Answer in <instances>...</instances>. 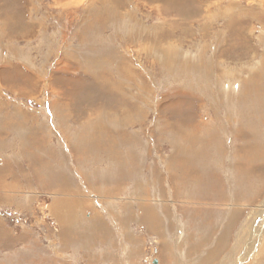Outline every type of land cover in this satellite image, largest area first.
Masks as SVG:
<instances>
[{
  "label": "rangeland",
  "instance_id": "1",
  "mask_svg": "<svg viewBox=\"0 0 264 264\" xmlns=\"http://www.w3.org/2000/svg\"><path fill=\"white\" fill-rule=\"evenodd\" d=\"M0 173V264H233L264 203V0H0Z\"/></svg>",
  "mask_w": 264,
  "mask_h": 264
},
{
  "label": "bare ground",
  "instance_id": "2",
  "mask_svg": "<svg viewBox=\"0 0 264 264\" xmlns=\"http://www.w3.org/2000/svg\"><path fill=\"white\" fill-rule=\"evenodd\" d=\"M256 105H257V103H255ZM228 105V104H227ZM231 106V105H230ZM258 107V106H257ZM259 108V107H258ZM251 109V108H250ZM260 109V108H259ZM189 111V110H188ZM255 112V111H254ZM185 117V116H184ZM192 119V118H191ZM185 120V119H184ZM190 120V119H189ZM199 127V126H198ZM189 133V132H188ZM188 135V134H187ZM179 140V139H178ZM187 141H189V140H187ZM186 141V142H187ZM175 144V143H174ZM109 147V146H108ZM189 148V147H188ZM189 150H191L190 148H189ZM188 150V151H189ZM187 151V152H188ZM188 154V153H187ZM1 174V173H0ZM201 175V174H200ZM199 183V182H198ZM200 184V183H199ZM65 191V190H64ZM197 193V192H196ZM58 194L59 195H62V196H64V195H66V192L65 193H62V192H58ZM57 194V195H58ZM70 195H71V193H70ZM69 195V196H70ZM66 196H68V195H66ZM198 197V196H197ZM194 198H196V197H194ZM66 201H68V199H66ZM77 203V202H76ZM60 205H63L68 211H70L71 212V210L73 209V206H75V203L74 202H72V203H65V201L64 202H62ZM257 210H259L261 213H260V216H261V220H260V222H259V224L258 225H255V222H253L252 224H251V227H253L252 229H251V232H249V237H248V239H247V241H246V243H245V245H244V250H243V252L241 253V255L240 256H237L236 257V262L234 261V263L233 264H244V263H246L247 262V260H244V258L246 257L247 259H248V257L250 256V259H252L253 257H252V253H253V249H254V251L255 252H257L258 253V251L260 250V248L262 247V246H260L261 245V242H262V240L264 239V203L261 205V206H259V208L257 209L256 208V214H257ZM59 212H61L60 210H59ZM232 214V213H231ZM249 226V224H247V227ZM244 233V232H243ZM242 233V234H243ZM241 234V235H242ZM221 237V236H220ZM222 238H224V236L222 237ZM218 240V239H217ZM226 241V240H225ZM218 242H220V245H222V243H224V241L221 239V238H219V241ZM219 244V243H218ZM250 251H251V253H250ZM240 252V251H239ZM261 252V251H260ZM238 255V254H237ZM212 256H215V255H212ZM213 258V257H212ZM249 260V259H248Z\"/></svg>",
  "mask_w": 264,
  "mask_h": 264
}]
</instances>
